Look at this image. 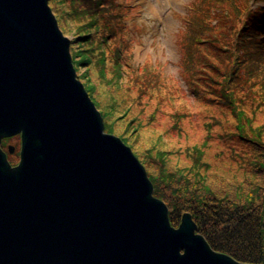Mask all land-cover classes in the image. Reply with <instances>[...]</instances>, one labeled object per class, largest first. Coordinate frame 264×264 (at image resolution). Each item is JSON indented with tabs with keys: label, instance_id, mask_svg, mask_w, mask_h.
<instances>
[{
	"label": "water",
	"instance_id": "obj_1",
	"mask_svg": "<svg viewBox=\"0 0 264 264\" xmlns=\"http://www.w3.org/2000/svg\"><path fill=\"white\" fill-rule=\"evenodd\" d=\"M48 2L0 0V264H247L190 213L171 225L145 167L104 131ZM17 135L12 166L1 144Z\"/></svg>",
	"mask_w": 264,
	"mask_h": 264
},
{
	"label": "trees",
	"instance_id": "obj_2",
	"mask_svg": "<svg viewBox=\"0 0 264 264\" xmlns=\"http://www.w3.org/2000/svg\"><path fill=\"white\" fill-rule=\"evenodd\" d=\"M127 2L48 3L59 25L65 20L75 28L73 66L86 69L84 87L96 106V83L109 96L101 115L121 121L129 132L120 139L145 167L153 195L168 207L171 225L178 226L181 215L190 213L214 251L238 262L264 264V7L252 9L249 0L191 1L188 14L180 17V79H169L152 60L131 65L138 42L132 29H143L126 23L135 10ZM187 94L206 111L202 141L169 148L162 136L152 139L135 105L150 108L148 128L164 108L170 109L168 124L187 135L183 125L196 120L175 106ZM105 130L113 132L109 125ZM147 137L148 143L138 147Z\"/></svg>",
	"mask_w": 264,
	"mask_h": 264
},
{
	"label": "rangeland",
	"instance_id": "obj_3",
	"mask_svg": "<svg viewBox=\"0 0 264 264\" xmlns=\"http://www.w3.org/2000/svg\"><path fill=\"white\" fill-rule=\"evenodd\" d=\"M122 1L124 0H121V2ZM191 1L193 0H128L125 6L135 10L131 17L126 20V23L128 25H139V29H143L141 33H139V30L137 29H132L133 31L131 35L138 42L135 43L133 53L134 56L130 60L131 65H133L135 68H138L143 63L152 60V62L160 64L164 68L162 71L169 79H171V77L179 78L177 72L179 69L178 62L180 60L178 39L179 32L183 30L184 27L180 17L188 14L187 10L189 8V4H191ZM249 6L252 9L255 7H264V0H249ZM52 12L54 15L56 14L54 10ZM60 25L58 23L62 33L70 40L71 50V41L75 36V28L72 26L67 27L65 20L62 21ZM227 25L228 24H226V26ZM234 28L236 29V26H234ZM85 71L86 69L84 67H79V69L76 71L78 79L84 86L85 79H83V77L85 75ZM92 72L93 71H91V74ZM79 76H81L82 80L79 78ZM93 76L94 82L95 80L98 81L94 74ZM93 96L94 100L98 103L97 106L95 104L94 105L101 114L104 111V107L110 105L109 96L104 91V88L99 85V83H96ZM127 97L128 101H132L131 97ZM196 100L197 99L194 98L193 95L187 94L183 99H177L175 102V106L181 105L185 109L186 113H192L194 119L196 120L195 123H192L191 119H189V122H186L183 125L187 135H179V133L172 130L170 124H168L166 113H169L170 109L165 110L164 108L163 111L157 115L156 123L150 125L151 127L149 128L146 127V124L148 122L150 108L145 107L143 104L142 106L136 104L133 109L136 112H139L140 116L142 117L140 122L145 128V131H147L148 134H153L152 139L154 138V134L155 136L158 134L160 137H163V141L169 148L184 147L186 144L201 142L204 136L202 123L206 121L204 118V113L206 114V111L204 109V105L198 103ZM114 119L115 118L110 117V115L107 117L102 116L104 131L108 133L105 130V125H109V127L111 126V129L113 130V132L109 134L115 135L119 138L123 133H126L128 136L129 132H125L124 128L122 127V122ZM148 139L149 138L147 137L144 140V142L146 141L145 143L138 141V147H144L146 143H148ZM2 145L5 152L9 145L14 146V153L6 155H8L9 163L12 166L16 165L19 161L20 137L13 136L7 140L5 138V140L2 141Z\"/></svg>",
	"mask_w": 264,
	"mask_h": 264
},
{
	"label": "bare ground",
	"instance_id": "obj_4",
	"mask_svg": "<svg viewBox=\"0 0 264 264\" xmlns=\"http://www.w3.org/2000/svg\"><path fill=\"white\" fill-rule=\"evenodd\" d=\"M1 147H2V144H1ZM5 152V151H4ZM8 152V151H7ZM6 153V152H5ZM7 154V153H6ZM8 154H10V153H8ZM6 158H7V160H8V155H6ZM9 162V161H8ZM197 232V231H196ZM201 235V234H200ZM205 239V238H204ZM220 253V252H219Z\"/></svg>",
	"mask_w": 264,
	"mask_h": 264
},
{
	"label": "flooded vegetation",
	"instance_id": "obj_5",
	"mask_svg": "<svg viewBox=\"0 0 264 264\" xmlns=\"http://www.w3.org/2000/svg\"><path fill=\"white\" fill-rule=\"evenodd\" d=\"M2 149H3V145H2ZM4 150V149H3ZM8 151V148H6V152ZM14 153V152H13ZM7 154H8V152H7Z\"/></svg>",
	"mask_w": 264,
	"mask_h": 264
}]
</instances>
